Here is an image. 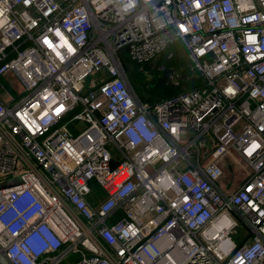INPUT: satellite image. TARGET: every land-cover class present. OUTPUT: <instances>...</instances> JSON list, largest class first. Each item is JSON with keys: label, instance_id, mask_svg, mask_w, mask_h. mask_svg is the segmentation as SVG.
<instances>
[{"label": "built area", "instance_id": "obj_1", "mask_svg": "<svg viewBox=\"0 0 264 264\" xmlns=\"http://www.w3.org/2000/svg\"><path fill=\"white\" fill-rule=\"evenodd\" d=\"M173 43L205 84L142 103L118 51L154 62ZM232 155L246 176L226 193ZM14 176L10 264H264V0H0V182Z\"/></svg>", "mask_w": 264, "mask_h": 264}, {"label": "trees", "instance_id": "obj_2", "mask_svg": "<svg viewBox=\"0 0 264 264\" xmlns=\"http://www.w3.org/2000/svg\"><path fill=\"white\" fill-rule=\"evenodd\" d=\"M170 52L177 57L179 56L177 63L165 60L166 54ZM118 55L123 61L125 71L129 81H131L130 84L132 88L139 89V99L142 103L154 105L165 98L172 97L186 91L199 89L205 84L202 75L193 67L192 63L188 58H186L183 50L177 43L168 45L164 54L154 62L147 61L137 63L132 61L122 49L118 51ZM161 64L167 66L171 64L180 68L177 72V79L174 85L166 86L165 88H160L155 85L156 78L159 74L158 66ZM79 259L80 254L70 253L66 261H75Z\"/></svg>", "mask_w": 264, "mask_h": 264}, {"label": "rangeland", "instance_id": "obj_3", "mask_svg": "<svg viewBox=\"0 0 264 264\" xmlns=\"http://www.w3.org/2000/svg\"><path fill=\"white\" fill-rule=\"evenodd\" d=\"M177 61H178V59L176 61H174V59L170 60V62H176V63H177ZM171 66H173V65H171ZM102 73H104V71ZM104 75L105 74L101 75L99 73H96V74H94L92 76H88L86 78V80H85V86H88L89 83H90V85L92 83L95 85L98 82V80H100ZM14 83H15V87L19 88L18 83L15 82V81H14ZM134 89H135L137 95L139 96V94H140L139 89L138 88H134ZM9 91L13 95H16V93L14 91H12L11 89H9ZM68 127H69L70 131L73 134H77L80 131V129L84 127V122H81L79 120H75V121L69 122ZM229 165H230V167H229ZM221 169H222V175L216 181V183L218 184L219 188L222 191H224L226 193L232 192L239 185V183H241L243 181L244 170L242 169V167L237 166L235 163H233L227 157L224 158L223 162H221ZM99 191L100 190L98 189V192ZM247 234L248 233H247L246 226L242 222H238V224L235 227L234 231H232L230 233V237H231L232 240H234L235 242L238 243L239 242V238L240 237L245 238L247 236Z\"/></svg>", "mask_w": 264, "mask_h": 264}, {"label": "water", "instance_id": "obj_4", "mask_svg": "<svg viewBox=\"0 0 264 264\" xmlns=\"http://www.w3.org/2000/svg\"><path fill=\"white\" fill-rule=\"evenodd\" d=\"M173 58V53H168L165 56V60L168 61ZM173 67H167L161 74L156 78L155 85L160 88H165L166 86H172L171 78L173 76ZM21 182V178L19 176H14L9 179L0 182V189L14 186ZM0 264H10L7 258L4 256L2 252H0Z\"/></svg>", "mask_w": 264, "mask_h": 264}, {"label": "crops", "instance_id": "obj_5", "mask_svg": "<svg viewBox=\"0 0 264 264\" xmlns=\"http://www.w3.org/2000/svg\"><path fill=\"white\" fill-rule=\"evenodd\" d=\"M179 58V56L177 57L176 55H174L173 54V58L172 59H174V61H176L177 59ZM171 60V59H170ZM170 60H168V61H170ZM160 66V65H159ZM159 66H158V70H159ZM169 66H171V65H169ZM171 67H175V66H171ZM175 68H177V67H175ZM177 69H180V68H177ZM159 73H160V71H159ZM158 76H159V74H158ZM174 85V84H173ZM228 159H230L232 162H233V159H234V156L232 155V156H229V157H227ZM238 166V165H237ZM240 166V165H239ZM240 167H242V166H240ZM242 169L244 170V178H245V176H246V170L242 167ZM243 178V179H244ZM240 184V183H239ZM229 189V188H228ZM228 191V190H227ZM232 191V190H231Z\"/></svg>", "mask_w": 264, "mask_h": 264}]
</instances>
